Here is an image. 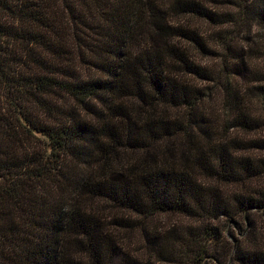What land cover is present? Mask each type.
<instances>
[{
  "label": "trees",
  "instance_id": "obj_1",
  "mask_svg": "<svg viewBox=\"0 0 264 264\" xmlns=\"http://www.w3.org/2000/svg\"><path fill=\"white\" fill-rule=\"evenodd\" d=\"M216 2L0 0V264H264V0ZM187 16L219 27L221 118ZM164 213L195 223L130 252Z\"/></svg>",
  "mask_w": 264,
  "mask_h": 264
},
{
  "label": "rangeland",
  "instance_id": "obj_2",
  "mask_svg": "<svg viewBox=\"0 0 264 264\" xmlns=\"http://www.w3.org/2000/svg\"><path fill=\"white\" fill-rule=\"evenodd\" d=\"M203 3L208 6L209 8H214L218 10H229L231 7L227 5H219L216 0H202ZM220 1V0H219ZM223 1V0H222ZM183 25L193 28L197 31V33L201 36L204 43L206 44V47L208 48V51L201 50L198 46L195 44H189L186 43L189 48V55L192 62L196 63L197 65H200L201 67H204L210 74V76L213 78L212 81H201V86H204L206 88V97L203 100V103L205 104L208 109L216 110L217 114L219 115V118H221L225 111L222 110V92H220V86L218 85V76L223 74V56H224V49L221 47L223 44L221 40H217L214 38L212 33L219 29V27L213 26L204 20L187 16L184 19H182ZM231 25H225L223 28H226V30H230ZM228 34V33H227ZM216 39V40H215ZM239 40H236V44L234 46L241 45ZM210 50V51H209ZM252 67H256L257 65L260 67L263 63V60H260L259 58L254 59L250 62ZM101 210L105 211L107 214L106 220L111 219V213L107 210L109 205L104 202H99ZM109 204V203H108ZM250 217H259L260 213H249ZM116 217L120 216L119 213L115 214ZM132 216V215H131ZM134 225L132 229H126L123 230V237L126 244L129 246V251L135 254L136 256H139L141 258H145L147 254V248L146 244L142 238V230L144 228L150 229V231L155 232V236L158 238L165 239L166 236L171 234V231L176 230V232L181 234V237L185 236V226L187 225H193L195 222L188 220L186 218L180 217L176 214H158L155 216H152L150 218H136L132 216ZM245 219V220H244ZM112 220V219H111ZM237 223H234L232 220L227 221L225 219H220L217 223L221 229L224 230L226 234H231L235 239L245 241L250 237L249 232V225L246 221V218L237 217L235 219ZM158 264H164L163 262H157Z\"/></svg>",
  "mask_w": 264,
  "mask_h": 264
}]
</instances>
